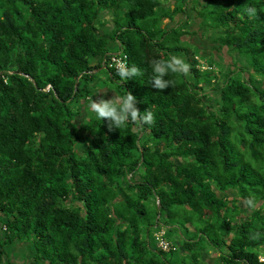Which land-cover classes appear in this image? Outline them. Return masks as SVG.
I'll list each match as a JSON object with an SVG mask.
<instances>
[{
    "label": "trees",
    "instance_id": "obj_1",
    "mask_svg": "<svg viewBox=\"0 0 264 264\" xmlns=\"http://www.w3.org/2000/svg\"><path fill=\"white\" fill-rule=\"evenodd\" d=\"M169 1L0 0V264L15 243L32 246V264H210L207 247L218 264H260L264 0H194L201 28L223 30L219 46L246 64L226 73L216 111L204 99L214 73L182 43L190 33L164 22L188 15V0ZM103 11L113 13L110 33L99 32ZM112 43L143 76L122 82L107 67ZM174 53L190 73L153 88L151 61ZM103 66L117 95L131 92L142 115L154 113L153 125L110 131L97 116L77 126ZM161 223L182 230L181 252L151 244Z\"/></svg>",
    "mask_w": 264,
    "mask_h": 264
},
{
    "label": "rangeland",
    "instance_id": "obj_2",
    "mask_svg": "<svg viewBox=\"0 0 264 264\" xmlns=\"http://www.w3.org/2000/svg\"><path fill=\"white\" fill-rule=\"evenodd\" d=\"M203 3L204 0H198ZM173 1H169L165 4V7H173ZM197 6L194 0H188L187 11L188 15H179L174 22H169L165 20L166 27L170 28L176 25H182V27L188 31L190 34L186 35L182 39V43L191 48L192 52L196 55L198 62V68L201 71H210L214 73L212 80V85L207 88L204 99L207 104L211 107V110L216 111L220 108V91L218 88L222 86L225 81V75L229 70H234L237 68L245 69L246 64L243 59L239 56L229 52L227 49L222 48L217 43V38L220 34L224 33L223 30L215 31L209 28H201V19L198 17L197 11L194 9ZM99 32L110 33L114 28L113 23V13L108 11H103L99 20L97 22ZM117 46L114 43L111 44V49L117 50ZM178 57L185 59L184 55L180 53H174ZM186 61V59H185ZM97 78L90 84L93 91V100H99L100 98L111 99L116 93V88L113 83L109 80V74L106 71V67H101L95 70ZM106 93V95H105ZM89 102H80L78 108L81 115L76 118V124L80 128H85L88 124L96 119L97 114L92 112ZM82 152L87 148V140L84 141L79 147ZM187 159L181 160L179 162H186ZM222 197L231 198L236 197L237 193L235 191L228 192L227 194H219ZM241 214L238 220H244L247 211L245 205L240 203ZM0 234L4 236V218L0 216ZM161 240L165 244H168L170 250L163 251L160 247ZM182 230L175 228H170L169 226L161 223L158 227H154L151 232L150 242L157 249L169 253V252H181L182 248ZM260 255L264 252L259 250ZM33 248L30 244H20L15 243L14 245L7 248V255L4 260V264H32ZM203 258L210 264H218L219 256L215 250L207 247L203 252Z\"/></svg>",
    "mask_w": 264,
    "mask_h": 264
},
{
    "label": "clouds",
    "instance_id": "obj_3",
    "mask_svg": "<svg viewBox=\"0 0 264 264\" xmlns=\"http://www.w3.org/2000/svg\"><path fill=\"white\" fill-rule=\"evenodd\" d=\"M250 16L256 15V8L251 7L247 9ZM116 75L119 76L120 80L128 81L134 77L143 76V71L135 64L129 67L123 62H115ZM152 77L150 84L153 88L158 90H164L170 85L172 81L165 80L164 77L169 73H178L182 75H188L191 71V65L185 61L182 57L177 55H171L169 59H158L151 61ZM106 95V93H105ZM137 98L131 93L127 92L125 96L115 95L111 99L100 98L98 101L91 98L89 105L92 112L96 113L98 118L101 120L109 121V130L113 128L121 129L122 126L127 123L138 125L141 129L145 125H153L155 123L154 113L146 109L144 114L138 109ZM247 204L252 207L253 201L248 200ZM261 237L260 232H255L250 235V239L253 241L259 240ZM264 252V248L261 249ZM260 264H264V254L257 257ZM235 264H247L246 261H236Z\"/></svg>",
    "mask_w": 264,
    "mask_h": 264
},
{
    "label": "built area",
    "instance_id": "obj_4",
    "mask_svg": "<svg viewBox=\"0 0 264 264\" xmlns=\"http://www.w3.org/2000/svg\"><path fill=\"white\" fill-rule=\"evenodd\" d=\"M127 60L128 58L125 52H123L122 50L120 51L114 50L108 55L107 58H105L104 62L107 64V67L116 70L115 62L119 61V62H123L128 65ZM160 247H162L161 249L166 252L170 250L168 244L164 245V242L162 240H161Z\"/></svg>",
    "mask_w": 264,
    "mask_h": 264
}]
</instances>
